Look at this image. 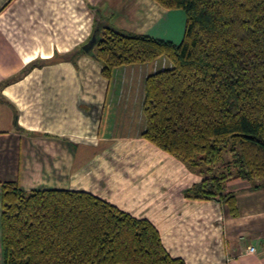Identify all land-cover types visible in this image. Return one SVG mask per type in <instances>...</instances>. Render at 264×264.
I'll list each match as a JSON object with an SVG mask.
<instances>
[{
    "label": "trees",
    "instance_id": "1",
    "mask_svg": "<svg viewBox=\"0 0 264 264\" xmlns=\"http://www.w3.org/2000/svg\"><path fill=\"white\" fill-rule=\"evenodd\" d=\"M155 1L184 13L179 42L96 13L93 55L107 79L118 66L167 58L171 66L145 79L142 135L201 176L187 198L222 201L236 215L229 179L264 188V0ZM1 220L4 264H186L150 219L83 189L6 181Z\"/></svg>",
    "mask_w": 264,
    "mask_h": 264
},
{
    "label": "crops",
    "instance_id": "2",
    "mask_svg": "<svg viewBox=\"0 0 264 264\" xmlns=\"http://www.w3.org/2000/svg\"><path fill=\"white\" fill-rule=\"evenodd\" d=\"M95 2L0 0V264H4L2 184L16 181L24 191L77 189L67 167L75 166L80 151L99 144L113 105L107 101L121 90L124 97L127 91L128 97L133 95L136 87H126V76L136 83V75L147 77L164 68L155 69L153 62L122 65L107 79L93 55L95 44L84 48L94 32L96 13L126 31L176 43L183 36L181 10L171 9L183 20L175 38L153 34L166 14L155 0H138L140 10H148L140 17L143 25L134 29L116 22L113 0L108 5L112 10L107 11ZM164 26L158 31L168 29ZM52 81L64 90L54 91ZM252 187L244 178L227 182L225 192L236 195V215L222 201L184 198L185 206L171 217L167 209L158 219H149L167 251L186 264H264V188Z\"/></svg>",
    "mask_w": 264,
    "mask_h": 264
},
{
    "label": "rangeland",
    "instance_id": "3",
    "mask_svg": "<svg viewBox=\"0 0 264 264\" xmlns=\"http://www.w3.org/2000/svg\"><path fill=\"white\" fill-rule=\"evenodd\" d=\"M95 1L97 5L100 4L101 10H112L108 7L110 0ZM113 4H116L118 11H112L118 24L132 29L143 25L140 17L144 16L148 8L140 10L138 0H113ZM165 10L166 14L159 22L160 27L154 29L153 34L168 37L174 34L177 38L181 34L183 20L179 17L180 13L167 8ZM123 18L127 21L122 22ZM164 25L168 29L158 31ZM158 59L152 61L154 65L151 66L155 69L171 66L167 58ZM139 75H136V83L128 76L123 80L129 90L133 85L136 87L132 96L128 97L130 92L127 91L124 97V90L113 93V101H107V104L111 102L113 105L106 114L105 132L99 138V144L80 151L75 166H69L67 170L73 188L88 190L137 217L158 219L167 209L171 217L172 213L185 206V190L199 181L201 176H196L193 171L187 170L181 160L145 140L142 133L146 123L141 103L144 102L146 77L145 74ZM49 85L54 91L64 90L56 81ZM60 168L64 169L62 166Z\"/></svg>",
    "mask_w": 264,
    "mask_h": 264
},
{
    "label": "water",
    "instance_id": "4",
    "mask_svg": "<svg viewBox=\"0 0 264 264\" xmlns=\"http://www.w3.org/2000/svg\"><path fill=\"white\" fill-rule=\"evenodd\" d=\"M98 30L99 28H95L90 40H88L87 44L84 46L85 49H89L92 48L94 46V44H96L97 39H98Z\"/></svg>",
    "mask_w": 264,
    "mask_h": 264
}]
</instances>
